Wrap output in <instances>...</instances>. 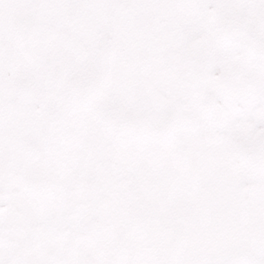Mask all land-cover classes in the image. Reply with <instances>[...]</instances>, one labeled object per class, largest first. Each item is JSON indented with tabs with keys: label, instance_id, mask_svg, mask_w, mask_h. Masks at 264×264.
Segmentation results:
<instances>
[{
	"label": "snow or ice",
	"instance_id": "1",
	"mask_svg": "<svg viewBox=\"0 0 264 264\" xmlns=\"http://www.w3.org/2000/svg\"><path fill=\"white\" fill-rule=\"evenodd\" d=\"M0 264H264V0H0Z\"/></svg>",
	"mask_w": 264,
	"mask_h": 264
}]
</instances>
